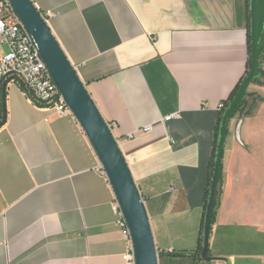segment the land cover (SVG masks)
<instances>
[{"label": "crops", "instance_id": "obj_1", "mask_svg": "<svg viewBox=\"0 0 264 264\" xmlns=\"http://www.w3.org/2000/svg\"><path fill=\"white\" fill-rule=\"evenodd\" d=\"M32 2L103 118L116 124L113 134L145 200L159 264H264V255L228 251L200 258L218 106L248 71L251 0ZM249 91L262 95L264 88L251 84ZM6 96L0 264H126L129 242L112 209L114 192L79 122L37 106L16 82ZM262 121L258 111L231 119L213 233L264 227V167L257 165L264 156ZM239 122L244 145L236 139Z\"/></svg>", "mask_w": 264, "mask_h": 264}, {"label": "water", "instance_id": "obj_2", "mask_svg": "<svg viewBox=\"0 0 264 264\" xmlns=\"http://www.w3.org/2000/svg\"><path fill=\"white\" fill-rule=\"evenodd\" d=\"M10 1L24 26L37 42L42 58L55 83L74 117L84 129L106 172L131 231L136 263L159 264V252L145 200L133 178L118 141L108 126V122L103 118L74 66L53 35L47 20L32 0ZM251 11L252 66L240 90L222 117L211 194L204 219L203 247L200 255L202 260L207 261L212 259L209 246L213 227L212 218L217 207L218 188L222 181L223 154L230 122L246 97L249 87L261 72L260 44L264 34V0H251ZM7 85L8 83H5L3 86L4 120L0 124V128L7 121Z\"/></svg>", "mask_w": 264, "mask_h": 264}, {"label": "built area", "instance_id": "obj_3", "mask_svg": "<svg viewBox=\"0 0 264 264\" xmlns=\"http://www.w3.org/2000/svg\"><path fill=\"white\" fill-rule=\"evenodd\" d=\"M2 49H5V51H1ZM11 82H16L22 86L33 103L37 106L50 108L61 117H74L70 107L55 83L47 64L43 60L39 46L34 37L28 32L22 20L15 12L11 1L0 0V124L4 120L2 88L5 83L9 84ZM218 108L221 111L226 109L227 103L224 102L219 104ZM175 117H177V114L170 115L165 119L170 121ZM108 126L113 132L116 124L108 123ZM240 126L241 122L237 129L239 138ZM151 129V126H147L144 128V131L149 132ZM82 130L85 133L83 128ZM99 166L101 172L107 178L101 162ZM112 209L118 216V226L129 242L128 252L124 256L125 262L126 264H137L131 231L115 194L112 202Z\"/></svg>", "mask_w": 264, "mask_h": 264}, {"label": "rangeland", "instance_id": "obj_4", "mask_svg": "<svg viewBox=\"0 0 264 264\" xmlns=\"http://www.w3.org/2000/svg\"><path fill=\"white\" fill-rule=\"evenodd\" d=\"M254 85L260 86L264 88V85L253 83ZM249 98L247 100L246 107L244 111H241L238 113L235 117L237 118H243L245 115V112L251 110V115L253 112H264V93L260 95L258 92H252L248 89ZM248 115V116H249ZM234 117V118H235ZM231 123H234L233 121ZM240 123V122H239ZM260 128H264V121L261 122ZM238 129V128H237ZM237 132V131H236ZM236 139L238 144L244 145L243 140L238 137L236 134ZM261 152V151H260ZM258 163L259 169L261 170L264 167V156L262 154L258 155ZM245 204V202H244ZM263 215V214H262ZM264 228V227H263ZM261 228L259 231L254 230V228L251 227H234L230 230L231 234H225L222 229L218 233L214 231L213 233V227H212V233L214 234L213 239L210 237V251L212 255H216L218 251H228L235 254H243L246 256H250L252 259L254 256H262L264 255V229ZM204 236V235H203ZM224 236H227L230 238L229 243L226 244L223 241ZM250 259V258H249Z\"/></svg>", "mask_w": 264, "mask_h": 264}, {"label": "trees", "instance_id": "obj_5", "mask_svg": "<svg viewBox=\"0 0 264 264\" xmlns=\"http://www.w3.org/2000/svg\"><path fill=\"white\" fill-rule=\"evenodd\" d=\"M249 48H250V60H249V64H248L247 74H246L245 78L241 81V83L237 86V88L235 89V91L233 92V94L231 95L229 101L227 102V108H228L230 102H232L233 99L235 98V96L237 95V93L240 90V88H241L244 80L246 79V77L248 76V74H249V72L251 70V66H252V59H251V55H252V35H251V32L249 34ZM263 54H264V35H263V37L261 39V44H260V61L262 60ZM253 83H258V84L264 85V70L262 69V67H261L260 75L254 80ZM249 95L250 94L247 93L246 97L244 98V100L242 101V103L240 104V106L238 107V109L236 110V112L233 115L232 119L238 113H240L241 111H244V109L246 107V104H247V100L249 98ZM226 109L222 110V115L219 118L218 135H217V140H216V144H215V150H214V156H213V162H212V172H211V176H210V180H209V186H208V190H207V203H206L205 209H207L208 201H209L210 194H211V184H212V178H213V170H214L215 160H216V156H217L218 138H219V133H220V127H221L222 117H223V114L226 111ZM250 113H251V110L245 112L244 115L245 116H248ZM221 195H222V181H221V183L219 185L218 192H217V199H218V201H217L216 210H215V212L213 214L212 225H214V223L216 221L217 211H218V209L221 206ZM203 228H204V226H203ZM203 235H204V229H203L202 237H201V240H200V251L202 250V247H203ZM172 255L181 256L182 254H172Z\"/></svg>", "mask_w": 264, "mask_h": 264}, {"label": "flooded vegetation", "instance_id": "obj_6", "mask_svg": "<svg viewBox=\"0 0 264 264\" xmlns=\"http://www.w3.org/2000/svg\"><path fill=\"white\" fill-rule=\"evenodd\" d=\"M264 35V34H263ZM263 57V56H262Z\"/></svg>", "mask_w": 264, "mask_h": 264}]
</instances>
